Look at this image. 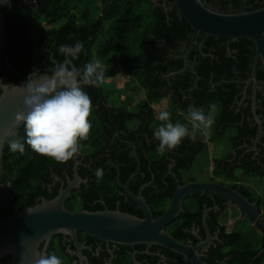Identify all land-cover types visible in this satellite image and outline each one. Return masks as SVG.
<instances>
[{"label": "trees", "instance_id": "trees-1", "mask_svg": "<svg viewBox=\"0 0 264 264\" xmlns=\"http://www.w3.org/2000/svg\"><path fill=\"white\" fill-rule=\"evenodd\" d=\"M84 1L13 0L10 5H1L5 36L3 49L0 52V80L4 82L3 84L11 86L25 83L29 74L35 69L51 75L55 64L65 59L58 51L62 44L71 46L81 42L84 45V51L73 61L78 69H82L93 57L101 59L103 63V60L111 54L121 51L123 59L120 67L103 63L106 68L103 83L98 86H84V91L90 96L93 106L90 117L92 128L88 138L80 141L82 155L76 157V160L82 164H92L95 170L102 169V176L99 178L89 177L88 174L80 172L82 177L88 176L91 183L95 182L99 188L105 189L113 182L117 187V180L125 183L135 172L137 164L133 155L134 145L141 168L132 184H136V188H139L144 183L151 182V185L145 189V195L153 217L157 218L164 213L176 189L173 176L167 174L169 166L174 163L173 173L178 176L181 183L196 180L193 176L186 180L183 174L191 171L198 155L206 149L207 141L192 136L185 138L175 150L159 152V142L153 132L160 122L156 119L153 101L166 97L171 100L172 107L168 110L172 113L173 123H188L187 120L183 121L177 112L187 116V109L191 105L203 108L207 114L209 106L218 103L223 112L217 120L218 123L213 125L208 140L212 143L224 140L230 145V149L237 151L240 140L243 141L236 136L241 131L236 119L227 116L228 105L238 94L237 85L233 82L237 76L231 72L235 65L227 56L224 47L220 48L218 45L228 39L207 37V49L219 47L217 52L213 53L219 60L200 57L199 65L194 66L196 74L187 70L176 76H169L183 68V59L177 57L184 53L182 44L187 45L189 37L193 34V28L179 13L172 0H98L102 4V11L94 19L91 9L84 6ZM203 1L222 9L231 5L233 9L229 14L236 13L241 3V0ZM165 3L169 9L168 13L162 7ZM171 7L173 10H170ZM147 11L153 19L151 29L141 44L139 65L130 69L133 57L129 49V36L141 28L145 19L144 12ZM41 22H44L45 26L35 30ZM203 36L201 34V38ZM241 40L255 47L253 41ZM207 49L205 48L204 53L210 51ZM193 54L194 50L191 58ZM122 69L131 70L130 73L146 93V99L137 104L136 111L122 105H111L110 92L104 88L105 82L115 78ZM229 131H233L235 137L230 136ZM16 132L17 138L24 143V152H12L8 142L5 144L2 159L3 173L0 178L1 220L10 219L26 208L39 205L42 202H37L39 197L51 201L59 192L57 186L50 192L47 188H43V184L47 181L51 182L52 171L61 176L63 164L35 153L25 142L23 125ZM252 141L246 140L250 145ZM261 142L264 144V138ZM261 149L263 152L256 160L253 159V153L248 154L243 151H238L232 162L230 159L235 156L230 151L222 158L215 159L213 179L222 178L231 181L235 189H239L238 183L242 184L240 187L243 190H239L251 197V200H258L262 205L260 195L248 187L243 180L250 175L264 180V147ZM74 163L75 159L65 164ZM110 164L117 166L118 169L115 166L111 168ZM144 174L146 177L143 179ZM149 193L154 196L150 197ZM86 200L87 197H83L81 202L83 209ZM66 207L75 211L73 201L67 202ZM201 209L202 206H199L195 215L200 214ZM188 210V213H192L190 209ZM123 212L140 218L144 216L140 211L133 213V210L126 209ZM182 219L184 221L181 224L175 226V222L168 227V231L173 232L178 240L186 239L185 230L190 225L187 218L181 216L180 220ZM252 233L256 242L243 240V236L238 233L226 235L229 239L227 247L230 246V250L235 255L230 264H263L264 238L256 229H253ZM57 237L61 239L60 235ZM79 237L93 241V238L83 233H79ZM56 239L55 237L51 241L47 254H56L63 264H70L66 262V248ZM169 253L174 256L173 252L169 251ZM137 259H140V256ZM9 261V257H4L0 259V264H8Z\"/></svg>", "mask_w": 264, "mask_h": 264}, {"label": "water", "instance_id": "water-1", "mask_svg": "<svg viewBox=\"0 0 264 264\" xmlns=\"http://www.w3.org/2000/svg\"><path fill=\"white\" fill-rule=\"evenodd\" d=\"M13 0H0L1 5H10ZM179 13L193 28L190 44L184 54V67L172 73L176 76L190 68L189 56L194 44L201 34L205 37H225L231 41L245 38L252 40L256 46V60L253 67L251 81L256 80V70L261 61L264 66V7L234 14L220 13L212 10L203 0H173ZM164 7L167 9L166 3ZM5 36V21L0 12V52L3 49ZM198 81V78L197 80ZM0 84L1 95L5 98L0 101V178L3 173V151L11 131H17L15 115L23 110V95L15 94V86ZM260 134L255 147L261 141L263 125L260 124ZM133 154L137 168L127 180L125 190L135 200L143 212V218L122 211H71L66 207V201L71 197L72 190L82 182L77 170L74 180L67 184L62 182L58 195L51 201L43 200L35 207H29L14 217L0 219V259L9 257L8 264H33L36 254H47L51 240L56 235L68 236L72 239L75 249L83 258L84 245L80 242L79 233L102 242L118 245L160 246L188 259L190 264H206L201 260V249L207 250L210 240L198 245L183 244L169 234L166 228L184 212V202L197 193H210L225 198L241 210L244 219L264 237V218L256 203L251 202L239 191L218 182L197 183L190 182L178 187L172 196L168 208L159 217L154 218L150 206L147 204L141 188L138 195L132 193L129 184L139 173L141 162L133 145ZM206 212L204 217L206 216ZM209 235V234H208ZM135 260V257H134Z\"/></svg>", "mask_w": 264, "mask_h": 264}, {"label": "flooded vegetation", "instance_id": "flooded-vegetation-1", "mask_svg": "<svg viewBox=\"0 0 264 264\" xmlns=\"http://www.w3.org/2000/svg\"><path fill=\"white\" fill-rule=\"evenodd\" d=\"M208 6L214 11L220 13H226V14H229L233 9L231 5H229L228 8L226 9H222L220 7H216L213 5H208ZM162 7H164V5ZM261 7L262 8L264 7V0H241L240 5L238 6V11L236 13L248 12L247 10L254 8H255L254 10H256V9H260ZM170 10H173L172 7L170 8ZM168 11L169 9L165 8V12L168 13ZM192 35L191 37H189V42L187 45L186 43L182 44V51L184 50V53L181 54L179 57H177L178 59L181 58L184 61V54L186 53L188 45L191 42ZM199 38H201V35L199 36ZM199 38L197 39V42L194 44L193 49L191 50L189 56L190 68H188L187 70H190L191 72L196 74L194 70V66L199 65L200 57L203 58L211 57L215 59L217 57L214 56L213 53L217 52L219 47L220 48L224 47L227 56L229 57V59L233 61V65H235L234 68L231 69V72L234 73L235 76H237V78L233 82H235V84L237 85L236 89L238 90V94L236 98H234V101L228 105L227 116L228 118L229 117L235 118L236 124L241 127V131L238 133V135H236L238 139H243V141L240 140V145H238L237 147L238 151H243L248 154L253 153V159L256 160L257 157L260 156L261 153L263 152L261 148L264 147V144L261 142L262 139L264 138V66L261 61L258 63L257 66L256 80L251 81L253 67L256 60V46L252 47L251 45L246 43V41L241 40L245 38H240L234 41H231L229 38H226L228 40L222 44H218L219 47L218 46L208 47L207 49V37L203 36L201 39ZM219 38H225V37H219ZM205 48L210 51L204 53ZM193 50H194V54L193 57L191 58V54ZM215 105H216V112L214 113L213 125L215 123H218L217 120L223 112L222 107L218 103ZM177 114L184 116L186 118V115L181 112H177ZM261 123L263 125V133L261 136L260 143L257 144V146L255 147L256 140L260 134ZM213 125H212V129H213ZM212 129H211V133L207 136V140L208 137L212 134ZM228 134L230 136L232 135V137H235V133L233 131H229ZM225 138L227 139V137ZM244 139L253 140L252 145L248 144ZM219 143L224 146L226 145V142H224V140H222ZM259 145H262V147H259ZM238 151L236 149H230L232 155L235 156L234 158L230 159L231 162L235 160ZM81 155L82 153L79 152L78 156ZM74 159H75V163L73 165L71 164L61 165L62 167L60 171L61 176L57 175L55 171H52V173L50 174L51 182L49 181L45 182L43 184V188H47L50 192H52L53 187L57 186L58 189L60 190L62 186V182H65L67 184L69 181L74 180V175L77 170L79 176L82 179V182L79 184V186L76 189L72 190L71 197L66 201V203L77 200L78 202H82L83 197H87L86 205H84L85 209H83L81 205L79 210H93V211L118 210L123 212L127 209L129 211L133 210V213H138L139 211L142 212L141 208L137 205L135 200L125 190V185L127 181L125 183H121L119 180H117L118 181L117 187L112 182L110 187H107L105 189L99 188L97 183L92 182L93 183L92 184L91 181H89V177L97 176L96 175L97 170L94 169V166L92 164H82L80 161L76 160V157ZM110 166L111 168H113L115 165L113 166L110 164ZM115 167L118 169L117 166ZM173 168H174V163L169 166L167 174L173 176L174 174ZM80 172H83V174L86 175L88 174L89 177L88 176L82 177L80 175ZM183 175L186 180L189 179V177L193 176V174L186 172ZM145 177L146 175L144 174L142 178L144 179ZM173 179L176 183V189L174 191L175 193L178 187V182L175 180L174 177ZM132 182L129 184V189L135 195L139 194L142 187L147 185L145 187L146 189L151 185V182H149V183H144L139 188H136V184L133 185ZM179 182L181 185H185L190 182H197V183L218 182L232 189H235V187H233L234 186L233 182L223 180L222 178L213 179V175L211 179L204 181L192 180L185 183H181V181L179 180ZM238 185L239 186L237 188L243 190L240 187V185L242 184L238 183ZM247 186L250 187L249 185ZM250 188L254 192H256L254 188L252 187ZM133 189L135 191H133ZM145 189L142 195L148 204L147 197L145 195ZM239 189H235V190L242 193ZM148 195L150 197L154 196V194L152 193L151 194L149 193ZM258 195H260L261 197L260 201H263L262 205H260L258 200L256 199L251 200V197H248L246 195L244 196L248 198L251 202L257 204L259 211L262 217L264 218V196H262L261 194ZM172 196L170 197L169 202ZM189 198L193 199L195 208L192 209L187 206L186 204V200L188 199L187 198L184 202V212L168 226L170 227L175 222H176L175 226L177 224H181L184 221V219L180 220L181 216L187 218L190 225L185 230L187 235L186 239L183 238L182 240L176 239L173 232L168 231V227L166 228L167 232L173 235L178 242L183 244L191 243L192 245H198L199 243L206 242L209 239L210 244L207 250L201 249L200 251L201 260L206 264H230L235 255L234 252L230 250V246L227 247V245L229 244V239L226 237V235L232 233H238L241 235V233L236 229L227 231L226 225L223 224L221 220L226 213H229V211L231 212V210L233 209H238L240 211V216L244 218L241 210L239 209L238 206L226 200L225 198L220 197L218 195L212 196L208 192L204 194L197 193ZM43 200H45L44 197L37 198V202ZM168 205L166 209L168 208ZM199 206H202L201 213L200 214L196 213L195 215V212L199 210ZM188 209H190L192 213H188L189 211ZM205 212L207 214L204 217ZM240 220L249 222L246 219L244 220L240 219ZM250 226L251 228L253 227L251 223ZM223 227H225V229H222ZM252 229L255 228L253 227ZM60 236L61 239H59V237H57L56 235L52 238V240L56 237L57 238L56 240L60 241L62 245L66 248L67 251L66 262L70 264H190V261L188 259L174 252H173L174 256H172L169 253L170 250L167 251L166 248L160 246H151V247H147V246L143 247L140 245L125 246V245H118L109 242H102L94 238L92 241L85 237L82 238L79 237L80 242L84 245V249L82 251L83 258H81L79 252L74 247L72 239L68 236H64V235H60ZM138 256H140V259H137Z\"/></svg>", "mask_w": 264, "mask_h": 264}, {"label": "clouds", "instance_id": "clouds-1", "mask_svg": "<svg viewBox=\"0 0 264 264\" xmlns=\"http://www.w3.org/2000/svg\"><path fill=\"white\" fill-rule=\"evenodd\" d=\"M58 51L65 59L55 64L51 75L35 69L22 86H15V94L23 95V110L16 113L14 120L16 127L23 125L25 142L35 153L65 164L78 156L80 141L88 138L92 128L93 106L84 86L103 83L106 68L96 57L82 69L75 67L73 61L84 51L81 42L71 46L62 44ZM4 98L0 95V101ZM215 112V104L209 106L207 114L203 108L191 105L187 109L188 123H173L172 113L160 110L156 114L160 124L153 132L159 142L158 151L175 150L185 138L197 132L206 135L214 123ZM7 142L12 152H24V143L17 138L15 130L9 132ZM96 175L102 176V169ZM33 264H63V261L56 254H36Z\"/></svg>", "mask_w": 264, "mask_h": 264}, {"label": "rangeland", "instance_id": "rangeland-1", "mask_svg": "<svg viewBox=\"0 0 264 264\" xmlns=\"http://www.w3.org/2000/svg\"><path fill=\"white\" fill-rule=\"evenodd\" d=\"M83 4L84 6L86 5L91 9L93 19L100 15L99 12L102 11V4L98 0H85ZM144 15L145 19L141 28L134 31L129 36V49L133 57L129 66L131 67L130 69L135 68L139 65L141 60V44L143 43L151 29L153 19L148 11L144 12ZM43 26H45V23L41 22L39 26H36L35 30H38L40 27ZM122 59V52L117 51L111 54L110 57H108L107 59H104L103 63H106L107 65H117L120 67ZM130 71L131 70L129 69H122L121 72L115 78L108 79L105 82L104 88H106V91L110 92L109 101L111 105H122L130 110L136 111L137 104L146 99V93L138 85L137 80L135 79L133 74L130 73ZM171 105V100L167 97L162 99H156L155 101H153V107L156 110L155 114H157L160 110L170 109L172 107ZM179 117H181L183 121L186 120L184 116L180 115ZM211 129L212 126L210 129L207 130L206 135L202 134L201 132H197L193 136V138L195 139L200 138L207 141L206 149L198 155L193 165V168L190 172H188L193 174L197 181L211 179L214 160L217 158H222L228 151H230V145L228 143H226V145L224 146L216 141L212 143L211 141L207 140V136L211 133ZM243 180L247 185L254 188V190L258 194L264 196L263 179L250 175L245 177ZM186 204L192 209L195 208V204L192 198H188L186 200ZM80 207L81 202H78V200L73 201V209L75 211H78ZM240 219L244 220V218L240 216V211L238 209H233L231 210V212L229 211V213H226L223 216L221 222L226 225L227 231L236 229L240 231L241 235L243 234V240H246L248 242L252 240V242H256L252 233L253 227L251 228L249 222L241 221Z\"/></svg>", "mask_w": 264, "mask_h": 264}]
</instances>
